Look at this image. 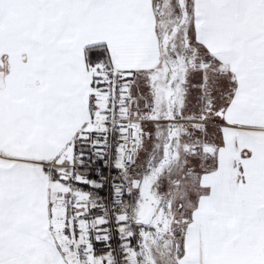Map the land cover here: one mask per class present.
<instances>
[{
	"label": "snow or ice",
	"instance_id": "1",
	"mask_svg": "<svg viewBox=\"0 0 264 264\" xmlns=\"http://www.w3.org/2000/svg\"><path fill=\"white\" fill-rule=\"evenodd\" d=\"M0 264H264V0H0Z\"/></svg>",
	"mask_w": 264,
	"mask_h": 264
},
{
	"label": "rangeland",
	"instance_id": "2",
	"mask_svg": "<svg viewBox=\"0 0 264 264\" xmlns=\"http://www.w3.org/2000/svg\"><path fill=\"white\" fill-rule=\"evenodd\" d=\"M155 154V153H154Z\"/></svg>",
	"mask_w": 264,
	"mask_h": 264
}]
</instances>
